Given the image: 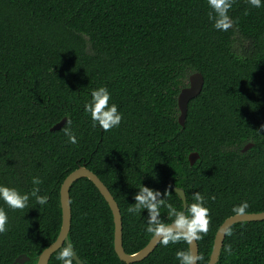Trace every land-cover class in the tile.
<instances>
[{"label": "trees", "instance_id": "1", "mask_svg": "<svg viewBox=\"0 0 264 264\" xmlns=\"http://www.w3.org/2000/svg\"><path fill=\"white\" fill-rule=\"evenodd\" d=\"M209 12L207 0H0V184L30 192L39 177V194L48 197L45 206L30 198L23 210L0 201L9 217L0 264L23 256L37 264L57 241L61 187L80 167L118 203L131 255L155 235L147 210L128 211L141 185L169 190L166 203L177 211L195 202L194 193L204 196L210 222L197 241L199 264H209L217 231L242 202L245 213L264 212V7L235 0L227 31L214 29ZM198 72L204 88L183 127L178 97ZM101 86L123 113L109 132L93 128L84 109ZM63 119L70 123L52 131ZM192 153L200 155L193 166ZM176 188L186 193V209ZM70 196L69 238L81 261L127 264L115 252L114 216L97 187L82 178ZM160 220H174L166 206ZM66 249L49 264H64ZM177 251L189 243L162 240L133 264H179ZM218 264H264V221L231 227Z\"/></svg>", "mask_w": 264, "mask_h": 264}, {"label": "clouds", "instance_id": "2", "mask_svg": "<svg viewBox=\"0 0 264 264\" xmlns=\"http://www.w3.org/2000/svg\"><path fill=\"white\" fill-rule=\"evenodd\" d=\"M210 9L209 19L214 21L213 27L217 31H227L233 26V21L229 15L235 0H207ZM247 3L253 8L264 7V0H247ZM112 97L107 87L101 86L91 92V99L84 105L85 111L90 115L93 128H99L104 132H109L118 128L123 120V113L118 110L115 103H110ZM67 123H70L67 121ZM68 143L76 144L78 142L76 135L70 130H65ZM33 188L30 192H21L15 187H9L0 184V201L12 210H23L28 207L30 198L41 206L48 202L46 195H40L42 180L39 177L32 178ZM166 190L163 194L160 191L148 187H140L138 193L134 196L135 204L128 209L130 213H136L141 209L147 210V231L153 232L157 237H162L163 244L177 243L184 240L189 244L193 241L203 239L201 234H207L210 222V210L205 206L204 196L196 192L192 199L195 201L186 211H177L172 204L166 203ZM164 198H161V197ZM166 206L169 216L174 217L171 224H164L160 220V208ZM249 208L247 201L242 202L235 211L239 215L245 214ZM9 217L5 207L0 206V234L8 230ZM72 253L66 249L59 257L64 264H72ZM176 259L179 264H196L197 256L191 251H177Z\"/></svg>", "mask_w": 264, "mask_h": 264}, {"label": "water", "instance_id": "3", "mask_svg": "<svg viewBox=\"0 0 264 264\" xmlns=\"http://www.w3.org/2000/svg\"><path fill=\"white\" fill-rule=\"evenodd\" d=\"M190 85L187 88H184L179 97H178V105L180 110L179 123L184 127L185 122L188 115L189 104L192 100L196 99L200 96L203 91L205 80L201 73H195L190 77ZM67 119H63L60 123L55 125L51 130L58 131L65 124ZM253 147V144H248L243 152L250 150ZM200 155L198 153H192L190 155V163L191 165H195V163L199 160ZM86 178L89 179L100 191L102 196L106 199L109 204L115 223V252L118 255L119 259L127 264L139 263L147 259L159 246L162 241V237H157L156 234L150 240L148 245L135 254H128L124 249V241H123V219L122 213L119 208L118 203L115 198L111 194L110 190L107 186L101 181V179L93 173L91 170L86 167H80L73 173H71L64 181L61 187V208L63 212V223L62 228L59 234V237L55 243H53L49 248L40 254L38 258L37 264H49L52 256L59 251L64 245H67L68 249L71 250L73 259L77 262V264H84L81 259L75 253L69 238V234L72 227V205H71V196L70 190L75 182L78 180ZM176 193L180 196L183 201L184 209L187 208V197L184 190L176 188ZM264 221V212L262 213H245L243 215H235L227 219L217 231L213 251L211 254L209 264H218L221 256V252L224 246V241L226 239V235L228 231L234 225L238 223L244 222H261ZM189 251L192 252L194 256L198 257L196 264H199V245L197 241H193L192 244H189ZM30 260L29 257L23 256L20 259H17L14 264H26Z\"/></svg>", "mask_w": 264, "mask_h": 264}]
</instances>
